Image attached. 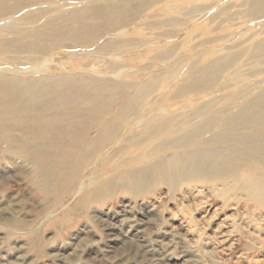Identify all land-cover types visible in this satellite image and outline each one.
Returning a JSON list of instances; mask_svg holds the SVG:
<instances>
[{"label":"rangeland","instance_id":"obj_1","mask_svg":"<svg viewBox=\"0 0 264 264\" xmlns=\"http://www.w3.org/2000/svg\"><path fill=\"white\" fill-rule=\"evenodd\" d=\"M72 3L10 0L0 16L12 17L0 27V82L90 75L108 84L100 110L93 104L104 119L77 133L78 149L93 137L91 152L57 196L44 193L56 174L39 176L20 126L0 127V264H264L263 198L249 196L242 173L255 177L259 162L238 157L205 183L160 167L189 150L170 143L185 127L221 126L229 97L264 90V0ZM40 30L51 31L33 38ZM135 96L122 126L97 135Z\"/></svg>","mask_w":264,"mask_h":264},{"label":"bare ground","instance_id":"obj_2","mask_svg":"<svg viewBox=\"0 0 264 264\" xmlns=\"http://www.w3.org/2000/svg\"><path fill=\"white\" fill-rule=\"evenodd\" d=\"M7 1L10 0H0V16L8 11L4 5ZM67 2L71 5L72 2L86 5L96 3L98 0H31V4L47 7H59L61 3L67 4ZM20 8L17 7L16 11ZM107 8L109 7L105 4L99 5V9ZM81 10H75L72 15L79 16ZM1 19L0 27L7 24L12 17ZM59 27L58 31L56 30L58 27L55 28L54 33L66 32L65 24ZM50 31L40 30L32 34V37L42 40ZM73 43L78 44L80 41L74 38ZM261 46L260 54H263L264 44L263 48ZM214 67L223 69L222 63H215ZM18 84L6 80L0 82V127L9 122H15L20 126L25 139H28L20 142L21 147L29 150L32 156L31 162L38 170L39 176L56 174L57 183L44 188V193L57 196L60 190L66 188L67 182L74 178L70 174L80 167L78 163L80 158L91 152L95 142L93 137L87 139L83 149H78L77 133L79 134L81 124L91 120H102L103 117L94 113L96 105L93 104L99 103L100 110L104 98L99 93L107 90L108 84L97 82L90 75L87 81L82 80L81 76H74L68 80L49 76L34 79L21 87V84ZM192 87V84H188L186 89ZM150 88L147 85L142 92L146 93ZM85 92L97 95L85 97ZM260 93V95L238 94L229 97L225 111L226 121L221 126L218 125L217 119H206L201 127L197 129L185 127L180 136L171 139L170 143H179L189 150L185 154H171L174 157V166L172 164L167 167L166 161L161 163L160 167L165 176L173 174L174 178L190 176L197 182L205 183L208 182L209 177L218 174L224 165L235 164L238 157L251 158L259 162L262 167L256 168L255 177H248L246 172L242 173L246 179L250 178L249 196H261L264 207V90ZM105 99L109 101L111 98ZM129 100L126 101L123 109L119 111L113 109L114 116L110 117L106 126L95 129L97 135L102 137L122 126L120 123L126 118L125 110L130 107L134 111L138 96ZM241 102L242 105H237ZM207 128L212 131V136L205 137ZM85 136L81 135V137ZM153 136L159 137L157 133ZM172 144L167 148H174ZM39 165L41 168H38Z\"/></svg>","mask_w":264,"mask_h":264}]
</instances>
